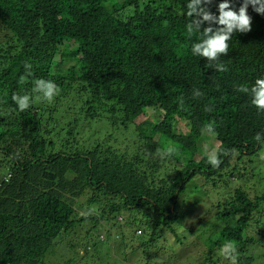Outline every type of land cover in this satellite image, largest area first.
Here are the masks:
<instances>
[{"label":"trees","instance_id":"trees-1","mask_svg":"<svg viewBox=\"0 0 264 264\" xmlns=\"http://www.w3.org/2000/svg\"><path fill=\"white\" fill-rule=\"evenodd\" d=\"M188 2L0 0V154L8 159L9 180L26 175L38 164L81 162L86 170L82 194L87 195L80 212L82 204L73 207L50 191L32 199L19 194L20 202L30 206L27 212L18 216L0 212L4 264H17L24 258L33 261L38 253L40 264L54 238L74 234L77 226L88 221L92 223L85 231L89 236L101 221H117V217L119 227L124 222L134 228L126 237L120 230L115 234L116 238H129L123 240L132 255L141 249V254L150 252L164 260L161 264H168L166 258H175L176 251L168 257L162 252L164 245L159 242L165 234L170 233L175 245L182 247L186 236L181 238L177 229L191 235L193 229L200 231L212 222L204 241L203 264H230L220 253L226 241L237 246V264H264V187L243 186L245 174L238 171L247 164L245 158L261 149L254 137L259 133L264 138V112L251 105L249 96L236 91L239 85L251 86L264 73V14H257L249 5L251 30L233 33L228 54L220 58L228 71L217 72L207 60L191 53L199 34L191 38L187 34ZM219 2L213 0L209 6L213 14L218 15ZM230 3L238 10L241 0ZM25 63L31 69L26 70ZM22 75L27 76L24 84L19 83ZM41 78L59 88L51 103L33 92L34 81ZM197 89L203 93L201 97H193ZM13 94H29L31 106L20 112ZM62 103L79 106L78 119H101L104 114L106 126L122 134L133 127V148L114 149L97 143L81 148L71 126L67 139H56L65 148L56 147L49 138L56 129L43 116ZM206 107L212 111H205ZM153 116L159 120H148ZM209 122L215 123L218 146L239 152L221 156L215 169L199 152L203 137L209 135L202 129ZM168 147L177 149L176 154L158 155ZM197 176L214 187L221 183L226 189V177L238 185L223 194L215 189L212 196L206 194L203 199L213 202L210 211L201 204L198 207L208 214L191 216L194 210L184 209L183 201L188 198L182 196ZM44 177L53 179L51 173L45 172ZM187 220L195 224L187 226ZM10 224L18 246L6 239ZM34 225L40 227L39 232H25ZM52 225L56 228L50 233ZM51 235L53 243H40ZM132 236L138 239L132 240ZM67 243L68 248L80 246ZM83 246L87 253V243Z\"/></svg>","mask_w":264,"mask_h":264},{"label":"rangeland","instance_id":"rangeland-1","mask_svg":"<svg viewBox=\"0 0 264 264\" xmlns=\"http://www.w3.org/2000/svg\"><path fill=\"white\" fill-rule=\"evenodd\" d=\"M78 110L79 106L77 105L69 107L65 103H62V106L54 109L53 112L47 111L44 114L43 118L44 120L48 119L49 127L56 129L55 132L50 133L49 137L51 140H55L56 147L58 145V147L61 146L62 148H65L64 144L60 145L57 140L63 141L67 139V134H69L71 126V129L73 128V132L75 133L73 138L81 148L87 147L88 145H92L94 143L105 147H112L114 149H120L125 146H128L129 149L133 148L134 143L130 142L133 140V127L129 128L126 133L122 134L116 128L111 129L106 126L104 114H102L103 117L101 119L96 117L94 119L84 120L83 118L78 119V117L81 116ZM63 115L68 116V119L63 120ZM148 120H159V117L153 116L152 118H148ZM107 135H110V138H108ZM216 146H218V142L216 141L215 137L213 138L211 135H205L199 145V152L204 154L206 147L212 148ZM261 153H264V146L262 145L261 149L253 156L247 157L243 160L244 163H247L245 166H239L240 168L238 171L241 170L242 173L245 174V178L242 180V184H244L243 186L255 187L257 189H262L264 187V160L259 158ZM231 164L233 165V162H231ZM6 165H8L7 157L0 154V212L10 213L11 215L14 213V216H18L19 214L29 210L30 206L22 204L20 202V198L17 201L14 200V195L11 194L16 193L17 196H19V194L25 196V194L27 195L30 193L32 195L30 199H32L38 193L46 191H51V193H63L66 196L65 202L67 204L76 208L77 204H82V208L78 209L80 212H82L84 209L83 204L85 203L87 195H83L82 193L85 192L84 182L86 170L85 166L81 162H61L56 166L38 164L34 166L26 175H22L20 177V182H18V175H15L13 181L4 183L2 179H4V177L8 174ZM45 172L47 175H49V173L52 174L53 179L51 181L50 179L44 177ZM226 179L227 180L225 181L226 183L228 182V186L225 189L221 186V183H219L217 187H214L211 182L204 183L202 180H200L199 176H197L193 183L188 185L183 193L182 198H188L187 201H183L184 209L194 210L191 216L194 215L200 217L201 214L204 217L207 215V212H201V210L203 207H205L206 211H210L211 204L213 202L210 200L206 202L203 199L206 194L212 196L214 194V189L220 191L221 194H223L222 192H225V190H233L235 187H237L238 182L234 181L232 178L229 179L226 177ZM242 184L239 180V185L242 186ZM217 199L218 198L215 196L214 201ZM17 204L20 206L16 207L15 205ZM199 204H201L203 207H198ZM119 220L120 217H117V221ZM117 221H101L100 224L94 226L90 235L86 236L85 231L92 227V223L88 221L77 226L78 228L75 229L74 234L69 232L68 235L66 234L62 236V239L60 238L61 240L59 237L57 239L54 238L53 242L55 243L49 252H47L44 261L40 264H65L70 258H73L71 260L72 262H68L70 264H151L154 260H156V264H161L164 261L161 257L155 258L150 254V252L148 255L144 253L141 254V249L137 250V255L130 254L131 250L129 247H126L125 244L127 242L123 240L129 238H116L115 234H118V231L120 230L121 233H124L126 237V235L132 233L131 230L134 228L132 227L131 229V227L125 225L124 222H119L121 225L119 227V225H116ZM206 221L209 220L206 219ZM11 224L8 231L10 234L6 239L12 240L13 243L18 246L17 242L15 241V237L12 236L13 234ZM186 224L189 226L195 223H193L191 220H187ZM211 226H214L212 222L206 223L204 228L200 231L197 230L195 232V229H193L191 235L182 229H177L178 235L181 238L186 236L184 246L182 247L175 245V238L170 233L165 234L164 241L162 240L159 242L160 245H164L162 252L168 257L171 251H176L173 252L175 258L172 257L171 260L166 258L167 263L203 264L207 250L204 241L205 237H207L211 232L209 230ZM55 228L56 227L52 225L50 227V233H52ZM39 231L40 227L38 225L30 226L25 229V232L30 234H34ZM137 234H139V231ZM24 235H26V233ZM52 238L53 236L51 235V238L42 239L40 240V243L45 245L53 243L51 241ZM6 239L4 238L1 240L5 241ZM131 239L136 240L138 238L132 236ZM56 242H58L57 247L55 246ZM67 242L71 244L76 242L80 246H78L76 249L68 248ZM85 243H87V253L84 252L83 248ZM92 244L96 245L94 249ZM125 247L126 251L124 250ZM67 248L70 249V251H68ZM18 249L21 251L20 248ZM3 254V250H1L0 264H4L5 262ZM37 260H39V253L34 256L33 261L30 258H24L17 261V264H39Z\"/></svg>","mask_w":264,"mask_h":264},{"label":"clouds","instance_id":"clouds-1","mask_svg":"<svg viewBox=\"0 0 264 264\" xmlns=\"http://www.w3.org/2000/svg\"><path fill=\"white\" fill-rule=\"evenodd\" d=\"M213 0H189L186 5L188 22L186 31L191 38L194 34L198 35V42L191 45V53L193 56L202 57L207 60L209 67H214L217 72H227L228 68L220 58L222 55H227L229 52L228 41L231 40L234 32L247 33L251 30L252 18L248 15V7L252 6L253 11L257 14H264V0H241L238 10H233V5L230 0H220L217 4V14H213L209 10V6ZM207 24V27H201ZM216 25V27H213ZM166 26V25H165ZM26 70L31 69V64L25 63ZM31 75V72H28ZM27 81V76H21L20 84ZM236 91L244 93L250 97V103L257 109L258 112H264V73L259 78L255 79L254 83L249 86L247 84L239 85ZM33 92L38 94V98L51 103L54 98L59 95V88L56 83L48 79H37L34 81ZM198 89L194 90L193 97H201ZM13 102L16 104L20 112L27 110L32 104V97L29 94L18 95L13 94ZM180 104L183 105V98H180ZM205 111H212L211 107H206ZM203 132L211 135L213 138L217 135L215 131V123L209 122L202 129ZM258 144L264 146V138L257 133L254 137ZM177 149L168 147L164 152L158 153L162 158L175 155ZM237 156V149H226L222 145L212 148H205L204 156L206 161L213 169L218 168L221 164V156ZM264 160V153L259 157ZM221 255L230 262L237 264L238 250L235 243L226 241L220 249Z\"/></svg>","mask_w":264,"mask_h":264},{"label":"crops","instance_id":"crops-1","mask_svg":"<svg viewBox=\"0 0 264 264\" xmlns=\"http://www.w3.org/2000/svg\"><path fill=\"white\" fill-rule=\"evenodd\" d=\"M31 171V170H30ZM20 175V174H19ZM6 177V176H5ZM4 177V178H5ZM21 175L20 176H18V182H20L21 181ZM3 181H4V183H8V182H11L12 181V177H11V180H9V181H5V179H3ZM38 181V180H37ZM27 182H28V179H27ZM5 185H7V184H5ZM0 186H1V184H0ZM51 192V191H50ZM54 192V191H53ZM52 194H54L56 197H58V198H60L61 200H63V201H65L66 200V196L63 194V193H52ZM11 195H16V198H13L14 200H18L19 198H20V196H17V194L16 193H14V194H11ZM29 197H31L32 195L30 194V193H28L27 194Z\"/></svg>","mask_w":264,"mask_h":264},{"label":"built area","instance_id":"built-area-1","mask_svg":"<svg viewBox=\"0 0 264 264\" xmlns=\"http://www.w3.org/2000/svg\"><path fill=\"white\" fill-rule=\"evenodd\" d=\"M4 179H5V181H8L10 179V176L7 175Z\"/></svg>","mask_w":264,"mask_h":264}]
</instances>
